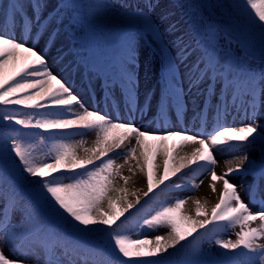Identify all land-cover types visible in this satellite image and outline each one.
Wrapping results in <instances>:
<instances>
[{"label": "snow or ice", "instance_id": "snow-or-ice-1", "mask_svg": "<svg viewBox=\"0 0 264 264\" xmlns=\"http://www.w3.org/2000/svg\"><path fill=\"white\" fill-rule=\"evenodd\" d=\"M154 6L149 0L145 7ZM76 7L58 4L55 16L45 15L46 0H11L0 8V139L4 144L0 152V264H79L81 260L88 264L89 258L93 264H264V243H260L264 240V198L253 210L230 179L253 171L264 179V160L257 165L250 155V150L257 149L264 155V123L257 120L264 106V0H241L229 6L249 34L259 37L258 69L232 57L219 59L210 43L212 26L205 25L201 32L194 17L184 12L188 17L184 23L204 40L197 59L186 69L188 91H200V85L206 84L202 95L216 97L212 129L196 133L189 129L147 131L134 122L135 113L143 112L137 95V35L144 31L154 39L164 38V32L139 6L119 11L109 3L87 5L89 16L121 20L118 58L102 66L93 64L91 71L103 77L106 94L125 100L126 119L84 107L63 78L50 70L35 44L17 40V28L31 39L57 20L62 24L64 13L71 19ZM185 7L200 6L180 5L181 10ZM169 28L174 31L175 25ZM176 40H180L178 35ZM173 44L176 57H165L163 84L155 97L157 113L165 119L173 108L179 114L182 107L184 88L176 59L182 57L180 62L186 63L194 54L182 40ZM196 44L199 48L201 40ZM9 66L13 70L7 75ZM204 103L210 100L206 97ZM74 105L82 110H75ZM241 107L245 122H225L231 109ZM199 118L203 128L208 119L205 109ZM90 133L95 137L90 147H85L83 139H73ZM177 137L169 147L167 142ZM38 144L47 149L43 158L34 155ZM186 145L194 147L180 155ZM217 150L233 154L224 160L222 174L215 170ZM203 172L209 174L211 192L218 193L210 209L207 200L169 195L194 191L199 186L195 178ZM137 176L146 190L129 187L130 182L135 185ZM189 201L192 208L186 209ZM129 222L139 229L166 231L152 238L140 233L144 238L134 239L125 230ZM237 228L235 239L223 238ZM88 238L108 243L92 246ZM205 245L223 251L210 256V247ZM5 246L14 259L5 254Z\"/></svg>", "mask_w": 264, "mask_h": 264}, {"label": "bare ground", "instance_id": "bare-ground-1", "mask_svg": "<svg viewBox=\"0 0 264 264\" xmlns=\"http://www.w3.org/2000/svg\"><path fill=\"white\" fill-rule=\"evenodd\" d=\"M146 2H148V0ZM147 4L148 3L142 5L138 1H133V2L131 1L128 10H136L137 6H139V8L144 9L146 13H150V10L145 7ZM175 9L176 7L175 5L171 4V1L164 0L163 6L160 10L162 15L166 17L163 22H164V28L167 31L164 32L165 35L163 38V43L166 48L171 49L173 51H176V47L173 44V41H175L176 43H180V41L182 40L183 44L186 45L189 42H191L192 39L194 40L197 37L196 32L194 33L193 30L186 23H184L186 19L184 20L182 19L180 21L178 19L175 21V19L178 18V14L175 11ZM172 21L173 23L171 24ZM170 25H175L174 31L169 28ZM179 25L184 27V30L181 32H179ZM177 30H178V34L176 33ZM53 32L54 35H52ZM55 32L56 31H54V29L51 30L49 28V31L48 30L42 31L41 34L35 35L31 39L27 34H25L23 40H27L29 44H35L38 41L37 44H35L37 51L39 50V48L44 51L45 50L44 47H46L47 50H49L48 53L52 56L53 59L52 61L54 63L52 72L58 75L59 77H62L63 80L66 82L67 86H69L70 88L71 87L74 88V90H79L81 93H83L82 90L85 89L88 98L86 101L82 102V105L84 107L88 108L89 110H97L106 113L105 109L107 106H109L111 112L110 116L112 115L115 118L119 115L120 118L126 119L128 117V111L125 109V100L119 97H117V99H113L112 94L110 92L106 94L103 88V82H104L103 77H98L97 75L93 74V72L91 71V66L93 64L100 65L99 60L104 59L108 63L116 60L119 56L118 47L116 48L112 47L108 49L106 48L105 50H103L104 56H101L96 48L82 50V53L86 55L85 57H83L84 58L83 59L81 55L77 56V52L80 49H76L77 51L75 52V54H73V47L75 46L76 43H74L72 38L67 36L64 37L62 35H60L57 38L55 37ZM15 34H17L18 36L23 35L19 28L16 29ZM177 35H179L180 40H174L176 39ZM169 36H170V40H169ZM39 38H41V40ZM203 46L204 43L202 44V47ZM189 51L193 52V49ZM22 54L24 55V57H26L27 55L25 53ZM217 54H218V58L221 59V55L219 53ZM193 55H191L189 59ZM189 59L186 61V63L183 64L181 68H179L178 70L179 76L182 77L187 76L186 69L189 66H191L193 63L192 61H189ZM12 70L13 67L9 66L6 73L10 75ZM161 83L162 81L160 78L155 81H151L148 77L138 79V89H137L138 107L140 109H143L142 113L140 111H137L134 115V122L138 127H140L142 130H147V131H157V130L182 131L184 129L190 130V128L194 126V128L196 129L193 128L194 129L193 133L201 132V131L206 132L212 129L215 123L214 115H212V117L207 119V121L205 122V126L203 128L201 127V120L199 117L201 115V109H205V110L209 109L211 110L212 113H214L215 103H216L215 96H212L211 93H205L203 94L202 99H198L199 97H197L196 94H199L201 88L200 91H196L195 89H193L191 93L184 91L183 97L181 99L182 107L180 109L179 114H177V111L174 109V112L172 113L169 112L167 118L165 119V117H162L157 113L156 104H155V97L159 94ZM183 85L184 83L182 84V86ZM185 86H188V80H186ZM219 89H220V85L216 87L217 93H219ZM206 97L210 100V103L208 105H205L204 103ZM149 98H151V106H149L148 104ZM73 107L77 111L82 110L78 105H74ZM245 120H246L245 111L244 108L241 107L239 110L231 109V114L226 117L225 122H227L228 124L235 123L236 125H239L245 122ZM178 139L179 138L177 137L175 139L169 140L167 142L168 146L172 147V145ZM148 142L149 144H151L153 141L150 138ZM192 147H194V145H186L180 151L179 154L184 155L185 153L190 152ZM215 155L217 160L219 161V163L215 165V170L218 174H222L226 169L224 160L226 158H231L233 154L225 151L217 150L215 152ZM116 162L122 163V159H117ZM124 174L128 175L126 168L124 169ZM247 174H251V172H248ZM247 174L240 173V174L232 175L230 179L231 181L234 180L237 181L238 183L237 190L241 198H243L244 196L246 197L247 200H249V204L251 205L257 204V207H259L260 199L264 198V183L261 184L260 182L261 179L257 180L256 178L250 182L245 181ZM134 178H139V176ZM201 180L203 181L202 184L204 186L207 183V181L210 180L209 174L207 173V176L204 174L201 175L198 183H200ZM187 196L198 197L201 199L202 202L204 200H207L209 209L218 199V195H216L211 200L208 201L206 197L193 194V191L184 192V195H181L180 198H185ZM186 206H188V208H192L191 201H189L188 204H186ZM132 212L134 213L135 210Z\"/></svg>", "mask_w": 264, "mask_h": 264}, {"label": "rangeland", "instance_id": "rangeland-1", "mask_svg": "<svg viewBox=\"0 0 264 264\" xmlns=\"http://www.w3.org/2000/svg\"><path fill=\"white\" fill-rule=\"evenodd\" d=\"M133 1H138L140 4L145 5L147 0H76V2H78L82 7H83V12L82 15L85 16V18L82 19V21H80L79 19H77L78 14L74 12V10L71 12V19L68 18V13H64L62 14V16L60 17L61 20H63V23L61 24L59 20L53 22L49 27H48V31L49 28L51 30L54 29L55 32V37H59L60 35L64 36V37H70L72 38V40L74 41L75 46L73 47V54H75V52L77 51L76 49H80L77 52V56L81 55L82 58L85 57L86 55L82 53V50H87V49H97L98 52L100 53L101 56H104L103 50H105L106 48H116L118 47V42L122 33V24H121V20L120 18H116V17H105V16H89L88 15V8L87 5L90 4H97V3H109L111 5H113L114 7L117 8V10L121 11V10H128L129 6H130V2ZM151 0V3L153 5H155L154 7H152L150 10V13H147L150 18L154 21V24L156 26L159 27L161 32H165L167 31L164 28V20L166 17H164L162 15V13L160 12L162 6H163V2L164 0ZM171 1L172 5H175L176 9L175 11L178 14V18L175 19L179 21L180 20H184V19H188V17L184 16V12L188 11L189 14L191 16L194 17V20L197 24V26L199 27L200 31L203 32L204 30V22L199 18V16L191 9L185 7V9L181 10L180 9V5H190V0H169ZM199 1V0H197ZM11 0H1L0 1V8H2L3 6L7 5L8 3H10ZM47 4H48V8L45 10V15H48V13H51V16H55V13L57 11V5L61 4V3H70V4H74V0H46ZM204 2H206V10L207 12L214 16V17H220V18H225V19H229L233 25L235 26H239L241 28V30L243 32H247V34H249L248 29L246 27V25L243 23L242 18L239 16V14L234 11L232 8H230L229 6L234 4V3H240L241 0H204ZM153 13V14H151ZM254 16V13L252 14ZM51 16L49 17V19H51ZM79 17V16H78ZM173 23V21L171 22V24ZM101 28V29H100ZM192 29V28H191ZM170 30V29H169ZM184 27L179 25V32L183 31ZM193 32L195 33L194 29H192ZM186 32V30H185ZM178 34V30L176 32ZM167 34V33H166ZM165 35V34H164ZM16 38L18 41L23 40V37L25 36V34H23L22 36H18L17 34H15ZM172 36V35H171ZM179 36V35H178ZM166 38V36H165ZM41 40V38H39ZM200 39L201 40V44L199 46V48L197 47L196 44V40ZM169 40H170V36H169ZM176 40V39H174ZM38 42V41H37ZM37 42L35 44H37ZM204 43V40L201 36H197L194 40L192 39L191 42H189L186 45H191V47L189 48V50L193 49L194 55L189 59V61H195L197 59V56L200 54V51L203 49L202 44ZM211 45L215 47V50L217 53H219L221 55V60L228 58V57H232L233 59H238L243 61V64L245 67H252V68H256L258 69L260 66V58H256V57H252V56H244L241 54V47H237L236 45H234V43H232L230 40H228L226 38L225 35L221 34L219 31H216V34L214 33V35H212L211 37V41H210ZM240 44V43H239ZM136 45H137V60H138V67H137V74H138V79L139 78H149L151 81H155L157 79H161L162 83L160 84V86L163 84V80H162V75H163V67H164V62H165V57H167L168 60H172L173 58L176 57V51H173L171 49H168L165 47L164 43H163V39H154L151 34L141 31L138 33L137 35V39H136ZM44 51L42 49L39 48V52H42L46 59H47V63L48 66L50 68V70L52 71L53 68V59L52 56L48 53L49 50H47L46 47H44ZM22 54V53H21ZM22 57H24V55L22 54ZM84 59V58H83ZM183 58H177L176 59V67L179 70V68H181L183 66L184 63H181L180 61ZM105 63H108L107 61L103 60H99V64L102 66ZM7 74V73H6ZM9 75V74H7ZM187 76H179L178 74V79L182 80V84L184 91L185 92H189L188 91V86H185V82L187 80L186 78ZM219 84L216 85V87H218ZM206 87V84H201L200 88L201 91L199 92V94H196L197 97H199L198 99H202L203 95L202 92H204V89ZM72 91L74 92V94H76L82 104V102L86 101L88 98L87 92L85 91V89H83V93H81L79 90H74V88H72ZM86 92V94H85ZM106 114H111L109 106L106 107L105 109ZM207 113L208 118L212 117V115H214V113L211 112V110L206 109L205 110ZM101 112V111H100ZM171 113L174 112V108L170 111ZM104 113V112H102ZM111 117H113L111 115ZM114 118V117H113ZM123 119V118H121ZM257 120L258 122L264 123V106L261 107L260 112L257 115ZM194 126L192 128H190V133H193V130L196 129L194 128ZM94 134H88L85 135L84 137H80V136H76L73 139L76 141H79L81 139L85 140L87 143L85 144V147H90L92 146V142L94 140ZM4 148V144L2 139H0V152L3 151ZM77 151L79 152V154L83 155L82 150L77 149ZM43 154H38V158H43L42 156ZM250 155L254 158L256 164H259L260 160H264V155H259V149H257L256 151H251L250 150ZM12 175H16V173H11ZM206 175L207 176V172H203L198 174V176L195 178V183L198 184L199 186L197 188L194 189L193 194L198 195V196H202V197H206L209 200H211L214 196L218 195V193L213 194L211 192V189L209 188V184H210V180L207 181V183L203 186L202 183H198L200 176L201 175ZM247 174V173H246ZM189 175H191L189 173ZM255 177H258V179H260V175L258 173V171H253L251 172V174H247L245 181H253L255 179ZM136 183L135 185H133L131 182L129 184V187H144L146 190V185L142 182L141 178H133ZM232 183L238 185L237 181H231ZM239 182V181H238ZM261 184L264 183V179L260 180ZM122 183V182H121ZM241 183V182H240ZM258 184V185H261ZM222 185L221 183L217 182V188H220ZM172 197H176V196H181L184 195V192H176V193H171L169 194ZM129 199H134V197H129ZM246 203L249 204V200L246 199V197L243 196L242 198ZM261 201V199H260ZM249 206L255 210L257 207L256 205H251L249 204ZM186 209H189L188 206L185 205ZM130 210V211H134ZM127 215V214H126ZM121 219H124L123 217ZM253 227H255V224L253 225ZM126 233L131 235L132 238L136 239V238H140L143 239L144 235H140V233H144L148 238H152L155 235H163L165 233V229H159V230H148V229H139V228H135L133 227L132 223L129 222L128 225L126 226ZM239 229H230L228 231V233L223 235L224 239H235V235L234 232L238 231ZM260 243H264V240H261ZM206 248L210 247V256H214L216 251H223L221 249H218L217 246L212 245V246H208L205 245ZM4 252L6 255H9L10 258H15L14 256H12L9 253V248L7 246L4 247ZM41 264H43V262L41 261ZM79 264H84V261H79ZM88 264H93V261H90L88 259Z\"/></svg>", "mask_w": 264, "mask_h": 264}, {"label": "trees", "instance_id": "trees-1", "mask_svg": "<svg viewBox=\"0 0 264 264\" xmlns=\"http://www.w3.org/2000/svg\"><path fill=\"white\" fill-rule=\"evenodd\" d=\"M194 3L197 6H200L198 8H196L197 13L199 14V16L201 17V19L205 22L206 25H211L212 29L214 30V32L216 30L221 31L225 34H227V36L229 38H231L236 44H239L238 42L241 40L243 41V43L245 44V46L251 50L253 53L257 54L260 56V45H259V37L258 35H254L253 34V38L255 39H251V37H247L246 35L243 36V33L241 31H239V29H237L236 27H233L232 23L229 20H221L219 18H214L212 16H210L207 11L204 9L203 5L201 3H196L195 0ZM238 41V42H237ZM247 49V50H248ZM46 149L43 145H37V150L34 153V155L38 156V154H43L45 153ZM89 243L92 246H106L107 245V241L104 239H98V238H88ZM91 261L92 259L89 258Z\"/></svg>", "mask_w": 264, "mask_h": 264}]
</instances>
